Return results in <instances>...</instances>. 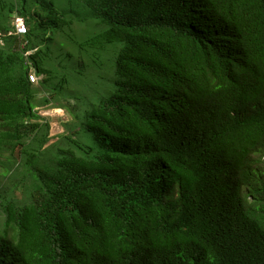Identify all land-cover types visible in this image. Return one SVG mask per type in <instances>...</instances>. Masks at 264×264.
Instances as JSON below:
<instances>
[{
    "label": "trees",
    "instance_id": "obj_1",
    "mask_svg": "<svg viewBox=\"0 0 264 264\" xmlns=\"http://www.w3.org/2000/svg\"><path fill=\"white\" fill-rule=\"evenodd\" d=\"M76 20L114 88L55 152ZM0 163V264H264V0H0Z\"/></svg>",
    "mask_w": 264,
    "mask_h": 264
},
{
    "label": "rangeland",
    "instance_id": "obj_2",
    "mask_svg": "<svg viewBox=\"0 0 264 264\" xmlns=\"http://www.w3.org/2000/svg\"><path fill=\"white\" fill-rule=\"evenodd\" d=\"M72 27L73 30H69V33L77 43L75 44L70 36L57 34L56 31L50 32L49 36L53 37L51 41L53 53L46 57V65L59 77L67 76L71 83L63 91L65 99L60 102L62 107H56L57 104L52 102L38 108L40 115L51 122L52 139L46 146L49 145L54 151L58 148L79 151L75 146L76 142L97 148L94 135L81 128L83 114L87 108L97 105L103 97L109 95L114 88L115 66L112 52L114 48L110 46L108 50L102 52L81 50L80 43L98 32L100 28L95 27L92 21L84 23L78 20ZM67 52L73 57H68ZM80 61H85L87 66L84 75L77 73L82 70L78 66ZM70 103L80 105L79 110L74 112ZM3 171L5 167L0 163V174Z\"/></svg>",
    "mask_w": 264,
    "mask_h": 264
},
{
    "label": "built area",
    "instance_id": "obj_3",
    "mask_svg": "<svg viewBox=\"0 0 264 264\" xmlns=\"http://www.w3.org/2000/svg\"><path fill=\"white\" fill-rule=\"evenodd\" d=\"M14 26H15V32L17 34L24 35L28 32V27L26 22L24 21L23 18L19 16L16 17V19L14 20ZM29 77L32 82H38L40 79L39 75L35 71L30 72Z\"/></svg>",
    "mask_w": 264,
    "mask_h": 264
}]
</instances>
